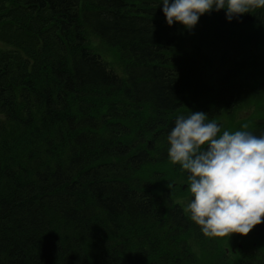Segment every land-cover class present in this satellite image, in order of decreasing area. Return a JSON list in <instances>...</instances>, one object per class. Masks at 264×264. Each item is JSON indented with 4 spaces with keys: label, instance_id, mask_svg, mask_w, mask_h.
<instances>
[{
    "label": "trees",
    "instance_id": "obj_1",
    "mask_svg": "<svg viewBox=\"0 0 264 264\" xmlns=\"http://www.w3.org/2000/svg\"><path fill=\"white\" fill-rule=\"evenodd\" d=\"M70 1L74 2L0 0V134H8L10 138H0V264H153L149 263L150 252L142 246L152 232L150 226L145 230V225L154 217L167 220L169 211L171 225L168 227L173 230L170 234L183 238L194 230L202 245L200 226L186 214L187 218L176 222L173 214L183 212L182 206L167 201L169 197L176 196L186 206L189 192L176 181L178 175H186H182L180 170H155L159 174L154 177L153 202L145 200L135 184L129 183L125 189L102 187L97 183L98 179L109 180V169L117 168L111 162L105 165L102 161L108 154L106 147L92 143L87 144L89 148L85 147L83 139L72 131L79 124L74 117L84 118L85 111H92L96 120L106 117L119 121L123 115L136 111L135 118L132 116L131 119L135 124L133 129L129 126V134L144 132L147 146H154V156H161L163 150L159 144L167 143L164 132H159V128L171 116L202 110L229 130H237L250 123L248 130L259 134L264 131V112L253 121H249L253 117L238 119L243 110L234 97L245 100L249 98L247 92L236 94L235 90L230 91V87H227L229 90L221 88L224 81L219 83L218 91L207 84L206 76L185 61L187 56L182 51L176 50L186 33L185 27L179 23L169 26L165 17L158 16L148 18L147 15L142 21L143 8L131 11L129 18L109 16L107 25L116 34L110 31L112 36L102 37L104 41L92 38V48L100 49L98 44H101L110 50V61L106 60L109 64L93 52L80 54L72 43L73 24L68 20L71 12L66 15L58 10L67 9ZM153 1L155 8L163 13L160 0ZM37 21L48 26L47 38L31 34ZM232 23L237 27L263 24L264 10L260 8L244 13L234 18ZM106 41L109 44H103ZM127 62L135 63L138 80L142 83L138 90L136 86L135 91L130 87L133 79ZM243 64L253 65L248 71L251 75L247 74V83L257 82L258 75L262 78L260 82H264V58L260 63L256 57ZM37 73L43 74L41 83L45 77L51 84V94H46L44 88L29 77ZM113 78L123 86L115 84ZM182 82L185 88L182 85L179 92L177 84ZM262 87L263 84L260 90ZM141 96L146 100L139 105ZM152 101L155 106L159 104L162 107L161 112L153 109ZM221 108L234 112V125L229 119L222 121L210 116ZM34 125L38 130L45 125H51V129L46 134L39 133L44 141L39 153L27 155L25 146ZM53 131H58L66 141L62 149L55 150L56 146L49 145L47 134H53ZM100 134L102 141H106L109 135ZM153 142L157 144L152 145ZM100 147L102 156L98 153ZM116 157L118 155H114L111 161ZM32 161L42 163L45 168L28 167ZM176 166L172 167L176 169ZM144 170L148 177L153 172ZM25 178L34 187H45L46 191L49 189L56 194L45 196L50 208L59 213L57 218L49 220L46 214L41 215L30 207V203L36 204L37 201L33 198L34 192L26 193V188H23ZM18 191L26 193L27 197L17 198ZM103 196L110 198L105 200ZM31 209L36 219L32 218ZM261 225L264 228V222L256 225L260 228L257 231L261 230ZM262 234L259 232L257 236ZM180 240L183 244L179 245V250L168 246L167 264H174L173 258L182 255L193 259L206 255L197 264H221L219 259L212 260L207 255L205 246L196 257L190 247H186L190 241ZM125 241L134 244L136 254L133 247L121 252ZM156 262L161 264V261ZM245 262L249 259L236 264Z\"/></svg>",
    "mask_w": 264,
    "mask_h": 264
},
{
    "label": "bare ground",
    "instance_id": "obj_2",
    "mask_svg": "<svg viewBox=\"0 0 264 264\" xmlns=\"http://www.w3.org/2000/svg\"><path fill=\"white\" fill-rule=\"evenodd\" d=\"M74 2L70 1L69 7L67 9L58 8L59 12H63L66 15H69L71 12L72 16L68 17V20L71 21L73 26L71 27L72 33H73V44L75 48L78 50L80 54L87 55L91 52L98 55L100 59L103 61H110V58L105 57L107 55L106 52H103L101 49L98 48H92L93 46V40L92 38H98L101 41H104L102 37L112 36V34L109 32L113 31L114 34H116L115 30L110 28L107 25V18L110 16L112 18H119V17H125L129 18L131 11H140V9L143 8V13L140 16V19L144 21L146 19V16L149 17H165V14L162 13L161 9L155 8V2L153 0H72ZM147 6V7H144ZM79 8H82L80 10ZM75 10V11H73ZM58 12V13H59ZM63 13H60V15H64ZM69 13V14H68ZM65 17V16H63ZM81 19V21L79 20ZM55 20V19H54ZM82 22V23H81ZM149 23H152V20L149 21ZM108 30V31H107ZM49 28L46 24L42 22L37 21V25L35 26V29H33L32 35L37 34L38 36H42L43 38H47L49 34ZM110 38V37H109ZM103 43V42H101ZM103 44H109L107 41ZM100 48H105L108 50V48L104 47L101 44H98ZM113 50L116 48L114 46H110ZM110 52V50L108 51ZM106 61V62H107ZM108 63V62H107ZM109 64V63H108ZM135 63L127 62V69L128 71H131V77L133 79L132 84L130 87L135 91V86L137 90L142 85L140 81L138 80L139 74L137 72V69L134 66ZM112 67V66H110ZM117 72H120L118 70ZM120 75H124L123 73H120ZM126 76L127 73L125 74ZM33 79L35 84H38L42 86L47 93H52L51 84L48 83L46 78H43V82H40V77H43L42 73H37L34 75L29 76ZM114 83H118V79H114ZM47 81V82H46ZM182 85L185 84L180 83L177 84V89L180 92ZM119 87L123 86V83H118ZM133 92V91H132ZM134 96V94L132 95ZM192 96V94H190ZM194 96V95H193ZM138 97V95H137ZM144 99L142 96L139 97L138 103L139 105L143 104ZM176 99H174L175 101ZM174 101L172 103H174ZM151 106L153 109L159 111L162 109L159 104L157 106L154 105L153 101L151 102ZM169 110V109H168ZM161 112V111H159ZM182 114V113H180ZM187 114L186 112L184 113ZM136 111H132L131 113H127L122 116L121 120L116 121V119L112 118H106L102 117L99 120L95 119V116L93 115L92 111H85V117L81 118L78 116L74 117V120L79 122V124L72 129L74 133L77 134L78 137L83 139V141L86 143L85 147L89 148L88 143L95 144L97 146L106 147L107 153L103 156V162H105V165H109V162L112 163L114 168L117 169H109V180L106 179H98L102 187L104 188H120L125 189L127 186L129 187V183L135 184L138 190L141 192V196L145 200L154 201L155 193L153 184L155 185L156 182L154 180L155 176H158L159 173L157 171L160 168L163 169V171H174V170H180L179 166H176V169L173 168L174 166L167 158V144H159L162 147L163 154L161 156H154V146H147V135L142 132H134L130 133L129 126L133 129L135 121L131 120L133 119L132 116L135 118ZM233 111H228L227 108H221L215 111L213 114L211 113L210 116H216V118H219L220 120L224 121L227 119H230L234 117ZM176 115L171 116L167 123L161 124V127L159 128V132H164L166 135V131L169 130L170 126L173 124L174 119ZM215 118V117H214ZM120 119V118H117ZM172 122V123H171ZM81 124V125H80ZM80 125V126H79ZM51 125H45L41 128V130H38L36 126H32V131L30 132V135L28 137V142L26 143L25 150L27 155H37L39 151L42 149V146L44 144L43 138H41L40 134L48 133L50 132ZM109 135L106 141H102L103 137L100 134ZM49 136L50 143L49 145H54L55 150L62 149L63 146L66 144V141L63 140L64 138H61L59 136V132L53 131V134H47ZM0 138H4V140H8L9 135L8 134H0ZM131 140H130V139ZM151 138V137H150ZM21 139L25 140V137H21ZM68 139H70L68 137ZM63 140V141H62ZM156 142H153L152 145H156ZM98 149V153L100 156L103 155V149ZM114 148H119L120 150L116 151ZM114 155H118L114 161H111L112 157ZM109 156L108 160L106 157ZM133 163L140 165L142 168L147 170H153L151 175L148 177L146 176V171L144 169H138L139 167H136ZM36 166L38 169H44L42 163L38 161H32L28 164V167ZM169 167V168H167ZM177 174V172H175ZM183 173V172H182ZM182 175H186L183 173ZM176 181L180 184L186 186V179L184 176L178 175L176 178ZM187 187V186H186ZM23 188H26V193L32 191L35 193L34 199L37 201L30 203V207L33 208L34 211H38L41 215L46 214V217L49 220H54L59 216V213H56L54 210L50 208V205L47 204V199L45 195L51 194L55 196V193H51L48 189L45 187H34L30 182L29 179H26L23 181ZM22 193H17V198L19 197H27V195ZM188 199L191 196L190 193L187 194ZM104 197V196H103ZM110 197L105 196L104 199L108 200ZM187 199V201H188ZM171 200L172 203H176L179 206H182V210L178 211L175 215L173 214V217L175 221H179V219H185L187 218L186 215H190L186 211V206H183L181 202L178 200L176 196L169 197L167 201ZM146 202V201H144ZM143 202V203H144ZM25 203V202H21ZM35 204V205H34ZM34 206V207H33ZM33 210L31 209V215L34 214ZM170 211L167 212L168 219L167 220H159L156 217L154 219H150L147 221L145 225V230H147V227L152 228V232L149 235V237L146 240V244L142 243V246L144 249L147 248V250L150 252V258L149 263H157L156 261H161V264H167L169 262V257L167 256V250L168 246H170L172 249L179 250V245L183 244V241L180 239H186L190 241L189 246L190 251L194 253L196 257H199L200 252L203 250L202 248L205 246L207 250V255L213 259H219L221 264H236L238 262H242L244 259L248 258L249 262L241 263V264H264V228L261 225V230L258 226H254V228L247 234H240V233H232L231 236H213L208 237L205 236L202 232L199 234V236L204 240L203 244L201 245L197 237L194 233V230L189 231L188 237L179 238L176 235L170 234V231H173L169 229V225H171V214ZM186 214V215H185ZM155 216V215H154ZM35 214L32 218H35ZM195 223V222H194ZM196 224V223H195ZM197 225V224H196ZM257 229V230H256ZM257 232H255V231ZM263 233L261 236H257L258 233ZM144 241V240H143ZM126 242V241H125ZM134 254L137 253L135 250L134 244L131 242H126L124 246L121 247V252L123 253L126 251V248H132ZM206 258V255H203L202 257L198 259H193L191 257L187 256H175L174 264H197L200 260L203 258ZM226 257V260L223 258Z\"/></svg>",
    "mask_w": 264,
    "mask_h": 264
},
{
    "label": "clouds",
    "instance_id": "obj_3",
    "mask_svg": "<svg viewBox=\"0 0 264 264\" xmlns=\"http://www.w3.org/2000/svg\"><path fill=\"white\" fill-rule=\"evenodd\" d=\"M169 26L192 30L200 17L225 11L228 21L264 9V0H160ZM159 4V5H160ZM229 130L202 110L179 114L166 132L167 158L185 173L186 211L208 237L247 235L264 222V131Z\"/></svg>",
    "mask_w": 264,
    "mask_h": 264
},
{
    "label": "rangeland",
    "instance_id": "obj_4",
    "mask_svg": "<svg viewBox=\"0 0 264 264\" xmlns=\"http://www.w3.org/2000/svg\"><path fill=\"white\" fill-rule=\"evenodd\" d=\"M256 9L260 8L250 11ZM185 30L183 40L176 48L177 52L182 51V54L187 56L185 61L200 70L206 76L207 84L216 87L217 91L220 88L219 83L224 81L227 85L223 83L221 88L230 87V91L235 90L236 94L247 92L249 98L241 101L234 95L238 107L243 110L240 114H252L255 117L263 115L264 91L260 88L264 82H260L262 78L258 75L257 82L247 83L246 79L251 75L248 71L253 65L243 63L252 62L256 57L257 63H260L264 58V23L253 26L243 24L237 27L227 20L225 11L211 12L201 16L194 29ZM100 49L107 53L105 57L110 58L109 50ZM229 120L232 125L235 124V116ZM248 126H251L250 123Z\"/></svg>",
    "mask_w": 264,
    "mask_h": 264
}]
</instances>
